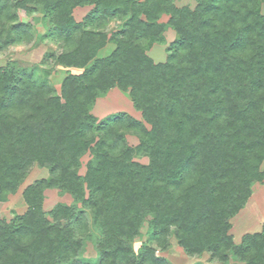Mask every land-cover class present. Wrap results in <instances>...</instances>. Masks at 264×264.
I'll list each match as a JSON object with an SVG mask.
<instances>
[{
	"label": "trees",
	"instance_id": "obj_1",
	"mask_svg": "<svg viewBox=\"0 0 264 264\" xmlns=\"http://www.w3.org/2000/svg\"><path fill=\"white\" fill-rule=\"evenodd\" d=\"M263 3L0 0V51L32 42L37 19L19 13H38L40 38L58 47L46 56L81 69L56 92L47 70L0 66V202L32 166L48 171L23 188L24 212L0 219V264H171L158 253L171 235L189 256L264 264V221L238 243L229 233L252 185L264 181ZM83 6L91 8L77 21L72 11ZM111 21L118 27L108 32ZM169 27L175 38L154 62L147 51ZM107 43L113 48L99 56ZM113 87L141 120L91 113ZM46 189L72 202L45 211ZM143 225L146 240L134 250ZM88 240L94 258L82 257Z\"/></svg>",
	"mask_w": 264,
	"mask_h": 264
},
{
	"label": "rangeland",
	"instance_id": "obj_2",
	"mask_svg": "<svg viewBox=\"0 0 264 264\" xmlns=\"http://www.w3.org/2000/svg\"><path fill=\"white\" fill-rule=\"evenodd\" d=\"M175 5H190L193 6L194 0H174ZM90 6L76 7L72 11L75 20L80 21L90 10ZM264 13V3L261 6ZM41 15L35 13L33 15H26L22 12L19 13L21 21H27L36 18L34 25V39L30 43L9 46L7 49L0 51V66L13 64L18 68H32L37 69L39 75L44 70L49 71L48 81L56 92H59L60 83L62 78L68 73H79L81 69L74 67L60 66L52 62L46 56L50 52H57L58 47L50 39H41L40 36L46 32V23L40 18ZM166 16L161 20L165 21ZM33 20V21H34ZM118 21H111L108 24L107 30L111 32L118 27ZM175 38V32L172 28H167L164 31V43H155L147 51V54L154 60V62L164 61L166 58V47L169 42ZM113 48L112 43L101 49L98 53L99 56H105ZM125 112L132 117L141 120V114L137 111L128 97V95L119 90L117 87L110 88L105 94L99 96L91 109V113L97 118L101 119L106 115ZM127 142L135 144L137 139L133 135H127ZM89 153L81 157V167L79 172H84V165L89 158ZM140 162H146L147 159L137 158ZM264 170V163L261 165ZM48 171L46 168L37 165L32 166L26 175L22 184L17 188L14 193L7 195L6 200L0 202V219L10 220L15 214H21L25 210V203L22 198L23 188L30 182L47 177ZM57 202H64L70 204L72 197L68 193H61L57 189H46L44 191L43 208L45 211L50 210ZM264 221V181L255 182L252 185V193L247 200L245 206L230 219L231 228L229 233L233 236L235 243H238L244 233L257 232L261 229ZM146 240V225L140 229V234L132 241V247L137 250L142 242ZM169 247L164 251L158 253L167 259L171 264H225L210 258L209 253L203 252L200 255L189 256L177 244L173 235L169 237ZM83 258H94L96 256L93 244L88 240L81 253ZM226 264H243L240 261L230 258Z\"/></svg>",
	"mask_w": 264,
	"mask_h": 264
}]
</instances>
